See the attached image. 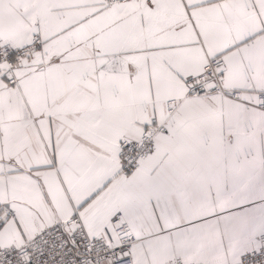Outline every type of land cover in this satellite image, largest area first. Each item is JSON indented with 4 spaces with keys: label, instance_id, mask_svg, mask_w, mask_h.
Listing matches in <instances>:
<instances>
[{
    "label": "snow or ice",
    "instance_id": "snow-or-ice-1",
    "mask_svg": "<svg viewBox=\"0 0 264 264\" xmlns=\"http://www.w3.org/2000/svg\"><path fill=\"white\" fill-rule=\"evenodd\" d=\"M0 264H264V0H0Z\"/></svg>",
    "mask_w": 264,
    "mask_h": 264
}]
</instances>
